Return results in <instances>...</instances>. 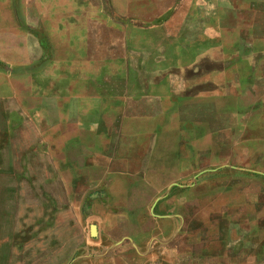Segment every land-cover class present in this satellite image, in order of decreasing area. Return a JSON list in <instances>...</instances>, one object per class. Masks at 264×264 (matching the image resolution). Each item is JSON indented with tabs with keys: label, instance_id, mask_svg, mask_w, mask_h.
<instances>
[{
	"label": "rangeland",
	"instance_id": "obj_1",
	"mask_svg": "<svg viewBox=\"0 0 264 264\" xmlns=\"http://www.w3.org/2000/svg\"><path fill=\"white\" fill-rule=\"evenodd\" d=\"M110 197L140 264H264V0H0V264L69 263Z\"/></svg>",
	"mask_w": 264,
	"mask_h": 264
},
{
	"label": "crops",
	"instance_id": "obj_2",
	"mask_svg": "<svg viewBox=\"0 0 264 264\" xmlns=\"http://www.w3.org/2000/svg\"><path fill=\"white\" fill-rule=\"evenodd\" d=\"M110 180L108 179V183L112 182ZM173 184L176 183H171L169 187ZM130 191L131 189L128 187L126 192L129 193ZM155 191L151 192L147 198H144L141 204V206L146 207L144 218L147 215V217L155 220V217L160 216L156 211L159 208L156 203L158 198L154 199V195L158 190ZM128 202L120 201L113 197L107 199L106 208L100 209L99 212L102 215L97 216V218H103L104 222L96 228L95 238L89 241V246L85 247L84 251L75 253L72 260L67 264H140L136 259L144 260L149 253L152 255L156 254L155 246L152 243L146 245L144 249L142 248V243L144 242H142V237L151 230L153 232V227L152 229L146 227L144 219L142 218L141 220V216L135 215L132 209H129L130 204ZM108 213L115 215L119 219V223H115L113 229H111L115 232L109 235ZM123 243H127L130 247L121 253L115 251V247ZM17 256L20 261L23 256V264H66L65 251L62 245H31L18 252Z\"/></svg>",
	"mask_w": 264,
	"mask_h": 264
},
{
	"label": "water",
	"instance_id": "obj_3",
	"mask_svg": "<svg viewBox=\"0 0 264 264\" xmlns=\"http://www.w3.org/2000/svg\"><path fill=\"white\" fill-rule=\"evenodd\" d=\"M90 233L91 235H95L96 232H95L94 225L91 226Z\"/></svg>",
	"mask_w": 264,
	"mask_h": 264
}]
</instances>
